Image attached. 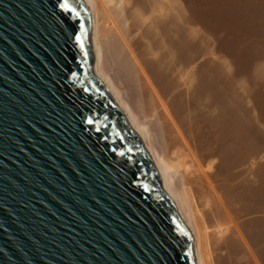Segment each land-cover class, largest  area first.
Masks as SVG:
<instances>
[{
  "label": "water",
  "instance_id": "1",
  "mask_svg": "<svg viewBox=\"0 0 264 264\" xmlns=\"http://www.w3.org/2000/svg\"><path fill=\"white\" fill-rule=\"evenodd\" d=\"M71 2L0 0V264H197Z\"/></svg>",
  "mask_w": 264,
  "mask_h": 264
},
{
  "label": "bare ground",
  "instance_id": "2",
  "mask_svg": "<svg viewBox=\"0 0 264 264\" xmlns=\"http://www.w3.org/2000/svg\"><path fill=\"white\" fill-rule=\"evenodd\" d=\"M94 73L197 264H264V0H84Z\"/></svg>",
  "mask_w": 264,
  "mask_h": 264
},
{
  "label": "snow or ice",
  "instance_id": "3",
  "mask_svg": "<svg viewBox=\"0 0 264 264\" xmlns=\"http://www.w3.org/2000/svg\"><path fill=\"white\" fill-rule=\"evenodd\" d=\"M58 4H59V8L65 13H72L74 11L71 0H58ZM76 41L77 43H79L80 41L79 36L76 37ZM87 122L91 124L92 120L89 119Z\"/></svg>",
  "mask_w": 264,
  "mask_h": 264
}]
</instances>
